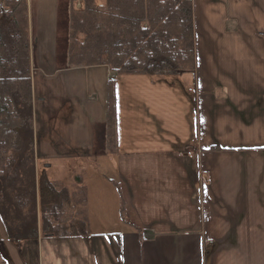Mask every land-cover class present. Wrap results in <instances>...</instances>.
<instances>
[{"label": "crops", "instance_id": "obj_1", "mask_svg": "<svg viewBox=\"0 0 264 264\" xmlns=\"http://www.w3.org/2000/svg\"><path fill=\"white\" fill-rule=\"evenodd\" d=\"M25 1L36 176L86 189L90 235L0 219V264H264V0H192L195 72L161 75L70 66L80 0Z\"/></svg>", "mask_w": 264, "mask_h": 264}, {"label": "trees", "instance_id": "obj_2", "mask_svg": "<svg viewBox=\"0 0 264 264\" xmlns=\"http://www.w3.org/2000/svg\"><path fill=\"white\" fill-rule=\"evenodd\" d=\"M72 1L68 64L119 75L195 72L192 0ZM25 0H0V219L12 241L87 237L86 189L36 176L30 39ZM107 148H117L114 82L108 86Z\"/></svg>", "mask_w": 264, "mask_h": 264}, {"label": "rangeland", "instance_id": "obj_3", "mask_svg": "<svg viewBox=\"0 0 264 264\" xmlns=\"http://www.w3.org/2000/svg\"><path fill=\"white\" fill-rule=\"evenodd\" d=\"M48 175L50 176H54V177H58V173H56L55 169H51L50 171H48ZM61 175V174H60Z\"/></svg>", "mask_w": 264, "mask_h": 264}]
</instances>
